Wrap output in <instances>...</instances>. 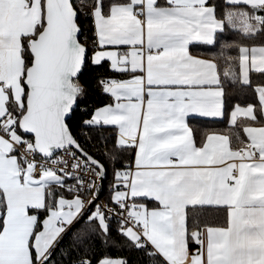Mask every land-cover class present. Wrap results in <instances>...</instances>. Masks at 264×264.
<instances>
[{
    "label": "snow or ice",
    "instance_id": "6c2138e0",
    "mask_svg": "<svg viewBox=\"0 0 264 264\" xmlns=\"http://www.w3.org/2000/svg\"><path fill=\"white\" fill-rule=\"evenodd\" d=\"M114 219L143 264H264V0H0V264H132Z\"/></svg>",
    "mask_w": 264,
    "mask_h": 264
},
{
    "label": "trees",
    "instance_id": "16d2710c",
    "mask_svg": "<svg viewBox=\"0 0 264 264\" xmlns=\"http://www.w3.org/2000/svg\"><path fill=\"white\" fill-rule=\"evenodd\" d=\"M219 2V0H218ZM210 49L204 48L202 46L199 47H193L192 52L199 55V54H206ZM106 67V66H105ZM104 68L100 67H90L87 68L83 73V80L87 85V91L85 95L80 100V107L83 109L84 107L88 108V112H83L78 110L76 116L74 117V121L76 124V127L74 128V131H77L78 134L83 133L80 135L81 142H84L88 136L94 137L90 142L86 143V147L89 148L90 151H96L99 149L100 152H107L112 154H117V148L114 144V137L111 134V129L103 131V134L97 132L96 130L89 129V128H80V122L87 118L89 114L91 113L94 106H99L104 102L108 101V97L106 95H103L99 89V86L97 85V80L100 75H103ZM108 75H111V73H108ZM245 99L251 100L252 97L248 96ZM190 124L194 127L196 130V136L199 138V136L206 131H212V130H226L227 121L226 120H219V121H209V120H190ZM95 145L96 147H93ZM105 162L108 163V161L105 159ZM112 165H109V171L107 179L105 180V192L102 197H104L108 201V191L107 186L112 181ZM115 167H119V164L115 165ZM71 183V181H69ZM109 202V201H108ZM118 221L112 220V236L115 238V241L117 242L115 246H113L112 242H109L108 245H105L102 243V240L100 237L97 236H90L89 243L92 247L95 248L97 253H100L102 251H107V253L113 257L116 256H132V264H143L142 256L143 254L140 252H132L129 253L127 251H121L120 249V243L123 242V237L119 236L116 232V226ZM73 240V237L71 234L64 237V239L61 242V246L59 248V251H64L66 247L71 246V241ZM64 264H67V261L64 262Z\"/></svg>",
    "mask_w": 264,
    "mask_h": 264
},
{
    "label": "built area",
    "instance_id": "2783aa9c",
    "mask_svg": "<svg viewBox=\"0 0 264 264\" xmlns=\"http://www.w3.org/2000/svg\"><path fill=\"white\" fill-rule=\"evenodd\" d=\"M101 201L104 202V203H109L104 197H101ZM109 207H113V208H115V205L109 203Z\"/></svg>",
    "mask_w": 264,
    "mask_h": 264
},
{
    "label": "crops",
    "instance_id": "0c3cea01",
    "mask_svg": "<svg viewBox=\"0 0 264 264\" xmlns=\"http://www.w3.org/2000/svg\"><path fill=\"white\" fill-rule=\"evenodd\" d=\"M193 54H195V53H193Z\"/></svg>",
    "mask_w": 264,
    "mask_h": 264
}]
</instances>
